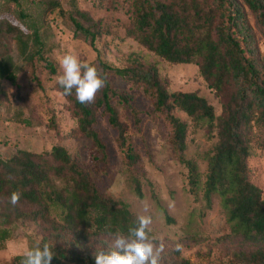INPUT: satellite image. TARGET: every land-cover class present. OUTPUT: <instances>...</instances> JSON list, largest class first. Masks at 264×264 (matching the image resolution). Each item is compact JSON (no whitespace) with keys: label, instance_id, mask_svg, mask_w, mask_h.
Instances as JSON below:
<instances>
[{"label":"trees","instance_id":"1","mask_svg":"<svg viewBox=\"0 0 264 264\" xmlns=\"http://www.w3.org/2000/svg\"><path fill=\"white\" fill-rule=\"evenodd\" d=\"M54 12L63 13L59 0H0V80L15 84L21 67L33 68L36 63L56 75L40 34ZM128 13L125 36L170 64L197 65L200 76L221 101L220 114L194 91L169 92L154 65L134 59L127 66L116 67L97 55L87 63L106 77V86L94 102L79 103L75 90L64 96L54 82V89L75 117V126L65 136L86 138L104 152L95 126L99 112L105 116L116 131L118 147L124 150L132 191L141 198L142 183L135 173L140 157L128 143V128L117 108L129 110L136 126L141 119L132 106V96L114 87L110 76L139 86L166 125L175 158L188 171L189 193L196 194L201 188L207 209L216 197L225 212L229 236L244 246L232 253L228 264H264V198L248 166L253 127L264 126V63L248 13L264 27V0H129ZM67 14L73 36L92 48L97 39L109 34L101 21L75 5ZM5 99L7 94L0 90V101ZM174 110L185 113L191 125L175 116ZM190 126L216 138L206 156L202 182L197 163L185 157ZM51 127L60 134L53 119ZM13 191L21 192L15 205L10 200ZM152 197L158 203L154 193ZM136 218L127 204L102 195L90 173L62 145L40 153L18 149L9 158L0 157V241L9 238L16 222L41 223L40 242L54 245L57 254L51 264H95L93 253L110 249L116 231L127 234ZM22 258L23 254L15 255L11 264H20ZM162 264L190 263L176 248H169L162 255Z\"/></svg>","mask_w":264,"mask_h":264},{"label":"rangeland","instance_id":"2","mask_svg":"<svg viewBox=\"0 0 264 264\" xmlns=\"http://www.w3.org/2000/svg\"><path fill=\"white\" fill-rule=\"evenodd\" d=\"M63 13L54 12L40 30L41 39L49 49L47 56L56 67L50 75L38 63L22 66L15 84L0 80V90L7 99L0 101V157L9 158L15 150L30 152L49 151L55 144L62 145L87 170L104 196L121 201L138 215L151 216V233L156 243L163 242L164 251L182 245L181 256L190 264H228L234 251L244 249L237 239L229 236L225 212L216 197L207 209L201 188L189 193L188 171L174 156L168 142V130L162 118L152 108L150 100L139 86L126 84L115 76L110 82L132 96V106L139 112L136 126L126 108L118 107L120 120L127 128L128 143L138 153L135 173L142 183L143 196L134 195L129 181L130 171L123 163L124 150L116 143V131L99 112L95 126L105 147L101 152L83 137L65 136L75 126V117L64 97L54 89V77L62 74L60 58L71 53L83 61L94 60L97 55L108 64L124 67L134 59L144 65H154L169 92L194 91L210 103L216 114L221 112V101L206 85L195 64H170L125 36L129 21V0H59ZM75 5L94 20H99L108 31L96 40L94 48L88 42L73 36V25L68 12ZM27 9V5H24ZM33 13L36 9L33 8ZM255 33L260 59L264 63V27L259 26L248 13ZM45 54V55H46ZM17 60V53L12 52ZM175 116L191 125L185 113L174 110ZM53 119L60 134L51 127ZM185 157L197 163L201 182L206 172V156L216 138L202 129L189 127ZM248 166L253 183L261 189L264 198V126H254L250 142ZM157 197L158 203L152 197ZM147 208V211H145ZM43 224L19 221L10 228L9 238L0 241V264H11L15 255H22L40 241ZM113 244V241H109ZM99 243L96 244V247ZM61 264H68L62 262Z\"/></svg>","mask_w":264,"mask_h":264},{"label":"clouds","instance_id":"3","mask_svg":"<svg viewBox=\"0 0 264 264\" xmlns=\"http://www.w3.org/2000/svg\"><path fill=\"white\" fill-rule=\"evenodd\" d=\"M62 74L54 80L63 89L64 96H71L75 90V98L81 104L95 101L97 93L106 86V77L94 65L81 61L78 56L66 53L60 58ZM20 191L11 193V203H19ZM147 211V208H145ZM152 218L138 215L134 227L124 234L117 230L113 244L107 251L100 250L93 253L95 264H162L164 244H157L156 238L151 236ZM54 245L37 241L34 247L26 249L20 264H51L57 255ZM176 250H182L177 244Z\"/></svg>","mask_w":264,"mask_h":264}]
</instances>
